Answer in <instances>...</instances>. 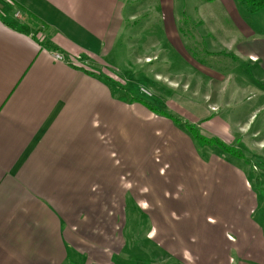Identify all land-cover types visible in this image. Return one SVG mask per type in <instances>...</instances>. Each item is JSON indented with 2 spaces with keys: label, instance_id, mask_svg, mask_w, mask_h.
<instances>
[{
  "label": "crops",
  "instance_id": "obj_1",
  "mask_svg": "<svg viewBox=\"0 0 264 264\" xmlns=\"http://www.w3.org/2000/svg\"><path fill=\"white\" fill-rule=\"evenodd\" d=\"M131 2L0 0V264H264L260 198L242 165L118 98L126 89L105 75L145 41L136 20L148 9ZM230 47L264 73V44ZM236 70L203 68L175 49L179 79L194 71L211 91L234 72L258 94L259 78ZM186 105L168 108L227 140L220 115Z\"/></svg>",
  "mask_w": 264,
  "mask_h": 264
},
{
  "label": "rangeland",
  "instance_id": "obj_2",
  "mask_svg": "<svg viewBox=\"0 0 264 264\" xmlns=\"http://www.w3.org/2000/svg\"><path fill=\"white\" fill-rule=\"evenodd\" d=\"M131 1V7L134 10L137 6V9L141 6L148 9L147 16L136 20L139 27L146 22L142 33V36L146 38L142 44H138L137 50L130 51L127 64L116 66L118 68L114 69L116 76L105 72L107 77L113 79L112 82L117 89L124 90L123 87L126 89L124 92L117 90V97L127 99L132 96V98L134 97L133 101L140 100V102L134 101L136 104L145 105L148 102L146 104L158 105L161 108H168L175 102L182 106H187L188 103V105L192 104L201 110L208 107L211 114L220 115L222 121L228 125L225 130L227 137L225 141L203 133L198 125L184 121L175 114V109L168 108L170 112L165 111L173 115L174 118L177 117L176 119L180 121L185 132H187L186 125L190 124L199 130L203 137L216 139L230 149L241 152L243 158L225 152L212 144L204 146L211 148L212 151L226 154L229 164L234 162L242 165L260 198V205L254 218L264 226V73L258 68L260 65H253V63L247 62L246 58L237 60L236 56L239 59L241 56L230 47L231 44L243 42L264 44V11L259 14H251L235 0H213L212 2L205 0ZM252 32H255L256 35L250 38ZM144 42L148 46L144 45ZM152 44H163L162 46L167 44L169 50L162 49V53L157 55V53H153ZM175 49L182 53L188 61L203 68L209 60H212L218 62L221 68L236 67V72L243 73L250 81L252 78L257 80L259 78L258 83L255 82V85H259L258 94L249 91V87H254L252 83L248 84L238 80L237 74L234 72L227 75L226 79L222 81L224 87L214 88L211 91L208 89V82L203 81V77L194 71L182 74L179 79L175 74ZM167 51L169 52L167 53ZM146 55H148L147 75L149 78L142 80L143 75L138 70L144 68V65L140 66L139 58L144 61ZM167 60L170 61L169 67L166 63ZM100 68L97 67L98 71H101ZM184 71L187 72V69ZM155 73L159 74V77L155 76V78L159 80L160 85L155 84L151 77ZM221 74L224 75L223 72ZM120 75H125L123 77L128 82L119 79ZM193 76L201 80L202 84L196 85ZM175 81L178 83L176 94ZM231 83L241 91L245 87H248V90L238 91L239 95L235 96L231 94ZM152 85L154 86L153 90L150 88ZM148 86L150 87L148 88ZM223 90L228 97L218 96ZM145 96L150 98L145 99ZM184 102L185 104H183ZM187 133L189 134V132ZM202 145L197 142V146L203 148ZM258 179L259 184L257 183Z\"/></svg>",
  "mask_w": 264,
  "mask_h": 264
},
{
  "label": "trees",
  "instance_id": "obj_3",
  "mask_svg": "<svg viewBox=\"0 0 264 264\" xmlns=\"http://www.w3.org/2000/svg\"><path fill=\"white\" fill-rule=\"evenodd\" d=\"M208 2H212L213 0H206ZM237 1L241 6L245 7L251 14H256L259 13L261 11H264V0H235ZM137 102H140V100H134ZM152 111H155L157 114L159 115H163L169 119H171L174 123L179 124L180 121L178 119H176L177 117H173V115L168 114L166 112H162L159 109L155 108L154 106H151L149 104H146ZM181 128H183L180 125ZM186 130L187 132H189V134L193 137V139H195L197 142L202 143L204 146L207 145H214V146H218L219 148H221L223 151L225 152H230L233 155H236L237 157L243 158V155L241 154L240 151L238 150H234V149H230L229 147H227L225 144L221 143L220 141L216 140V139H207L205 137H203L200 133L199 130H197L195 127H193L192 125H186Z\"/></svg>",
  "mask_w": 264,
  "mask_h": 264
},
{
  "label": "built area",
  "instance_id": "obj_4",
  "mask_svg": "<svg viewBox=\"0 0 264 264\" xmlns=\"http://www.w3.org/2000/svg\"><path fill=\"white\" fill-rule=\"evenodd\" d=\"M20 15H21L20 12H17L16 17L20 18ZM55 58L58 59V60H62L63 59V57L61 55H57V56H55Z\"/></svg>",
  "mask_w": 264,
  "mask_h": 264
}]
</instances>
